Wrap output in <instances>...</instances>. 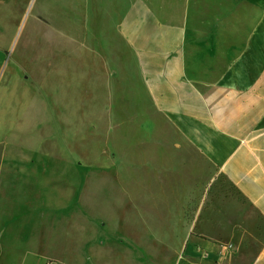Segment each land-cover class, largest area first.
Instances as JSON below:
<instances>
[{
	"label": "rangeland",
	"instance_id": "obj_1",
	"mask_svg": "<svg viewBox=\"0 0 264 264\" xmlns=\"http://www.w3.org/2000/svg\"><path fill=\"white\" fill-rule=\"evenodd\" d=\"M200 2L194 12L250 13L264 24V0ZM184 3L0 0V172L49 198L62 192L64 236L77 220L80 242L97 246L102 264L180 261L184 239H166L171 192H193L176 231L186 227L197 242L194 264L210 245L218 264H251L264 242V221L226 178L191 179L185 166L171 176L156 156L165 150L154 131L163 127L166 141L174 134L154 125L134 24L137 13H184ZM126 20L129 39L120 32ZM116 224L123 228L113 233Z\"/></svg>",
	"mask_w": 264,
	"mask_h": 264
},
{
	"label": "crops",
	"instance_id": "obj_2",
	"mask_svg": "<svg viewBox=\"0 0 264 264\" xmlns=\"http://www.w3.org/2000/svg\"><path fill=\"white\" fill-rule=\"evenodd\" d=\"M198 1L185 0L180 14L137 13L133 23L145 46L138 50L146 55L138 75L152 102L154 125L165 122L174 134L166 141L163 127L154 131L165 150L156 156L172 167L171 176L183 166L191 179L209 178L211 172L222 175L264 221V24L257 25V16L250 13L194 12ZM129 27L128 20L120 27L127 39ZM13 177L0 172V264L104 262L97 246L80 242L84 233L77 220L64 236L62 192L49 198ZM192 193L171 192L167 206L172 215L166 239L185 244L175 264L196 260L192 234L186 227L184 236L176 231L186 226L177 216ZM119 227L113 225V233ZM205 249L200 264H218L219 248ZM251 264H264V242Z\"/></svg>",
	"mask_w": 264,
	"mask_h": 264
}]
</instances>
